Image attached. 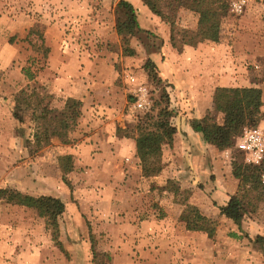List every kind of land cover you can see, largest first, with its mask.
I'll return each instance as SVG.
<instances>
[{
  "label": "rangeland",
  "instance_id": "1",
  "mask_svg": "<svg viewBox=\"0 0 264 264\" xmlns=\"http://www.w3.org/2000/svg\"><path fill=\"white\" fill-rule=\"evenodd\" d=\"M127 1L136 11L139 30L127 36L125 42L116 30L117 21L122 20L117 10L119 0H0V101L11 100L16 124L9 129V137L2 138L6 133L0 130V189L33 197L56 195L66 206L65 216L58 219V246L52 229L34 209L0 199V264H223L221 260L225 264H264V184L259 181L264 172L258 179L262 190L258 192L255 208H247L240 228L230 219L221 224L219 219L224 216L219 214L217 218L210 217L217 223L213 239L198 232L196 238L181 239L173 256L158 251H153V256L140 255L141 252L132 255L128 251L127 227L125 223L122 225L126 213L132 209L130 203L139 205L136 210L143 218L162 219L166 214L156 198L165 197L160 192L166 184L161 188L156 181L140 183L135 178L130 185L104 159L93 164L100 170L97 177L94 172L82 175V166L76 164L67 147L84 141L88 132L97 134L102 123L91 120L87 129L80 127L82 111L67 143L51 137L40 149L34 144V118L45 109L64 107L66 100L48 93L50 82L62 77L84 80L96 98L105 97L107 86L109 104L118 110V115L109 119L116 126L115 134L133 140L138 134L137 126L153 130L151 122L163 109L170 113L168 120L173 127L182 122L190 126L207 115L222 124L223 115L215 112L213 105L208 109V95L215 87L212 83H216L213 78L228 80L226 87L258 88L263 117L257 127L264 135L262 0H225L228 11L221 19L219 41L196 46L182 43V31L196 30L195 13L183 8L177 11L164 8L168 19H163L140 0ZM234 3L242 5L240 13L233 10ZM125 48L133 54L126 53ZM148 62L154 64L152 73L146 67ZM24 70L34 78L28 80ZM64 80H56L55 87L62 89ZM138 86L146 91V110L135 106ZM219 87L223 86L215 89ZM20 90L27 95L34 91V99H42V103L15 105L13 99ZM219 151L225 152L231 168L233 163H245L243 153L235 145ZM260 166L264 168V163ZM92 168L85 166L84 170ZM108 175L116 180L113 191L118 200L109 191L106 200L100 203L95 197L107 187ZM141 186L146 192L139 191L138 200L134 201L128 189ZM171 186L177 185L173 182ZM110 211L118 212L120 227L111 221L106 226L95 225L96 212L110 215ZM203 211L202 214L211 215L208 210ZM247 218L257 220V232L250 234L246 228L242 229V221ZM159 248L156 244L155 249Z\"/></svg>",
  "mask_w": 264,
  "mask_h": 264
},
{
  "label": "trees",
  "instance_id": "2",
  "mask_svg": "<svg viewBox=\"0 0 264 264\" xmlns=\"http://www.w3.org/2000/svg\"><path fill=\"white\" fill-rule=\"evenodd\" d=\"M154 15L168 19L162 9L167 8L177 11L183 8L195 13L198 16L197 26L194 32L182 31V43L188 46H196L203 42L217 43L220 36L221 19L227 14L228 3L225 0H140ZM264 4V0H262ZM117 10L122 15L116 23V30L123 40L133 35L135 30H139L136 11L127 0H119ZM264 22V17H263ZM264 30V26H263ZM128 54L133 52L127 48L124 50ZM149 73L154 70L153 62L146 64ZM25 77L32 80L34 75L24 70ZM154 75V74H153ZM20 90L14 97L15 104H41L42 99H34L35 92L26 94ZM261 91L253 87H219L215 89L213 95V110L223 115L222 124L212 121L210 115L202 119L194 120L190 128L195 133H200L203 140L218 150H224L234 145L245 128L257 127L262 119ZM82 103L78 100L67 98L61 110L45 109L39 116L34 118L36 122V132L33 135L34 144L37 149L47 145L51 137H58L64 143L68 142L69 132L76 126L81 116ZM170 113L167 110H160L157 119L152 120L153 130H148L147 126H137L138 134L135 137L136 156L140 160L141 174L144 178L155 177L162 170L161 155L162 146L171 144L175 128L169 123ZM151 121V120H150ZM71 168L68 167L67 172ZM262 166L248 165L242 162L232 164V175L238 181L236 193L230 198L228 203L219 207L220 215L232 220L240 228L241 220L247 208H255L258 200V192L262 186L258 179L263 174ZM63 182L67 184L65 177ZM171 181L166 182L163 189L173 192L176 203L183 206L179 216V221L184 224L187 231L202 232L209 239H213L216 233L217 223L213 219L203 215L200 210L188 203L189 193L179 192V188L172 187ZM250 184V187L247 185ZM178 197V198H177ZM0 199L6 203L19 202L34 209L39 218H42L46 226L52 229L53 240L60 246L57 240L59 235L58 219L65 213L66 206L60 197L56 195H44L33 197L22 194L18 191L0 189ZM91 250L94 242L90 235Z\"/></svg>",
  "mask_w": 264,
  "mask_h": 264
},
{
  "label": "crops",
  "instance_id": "3",
  "mask_svg": "<svg viewBox=\"0 0 264 264\" xmlns=\"http://www.w3.org/2000/svg\"><path fill=\"white\" fill-rule=\"evenodd\" d=\"M62 78H54L50 82L48 93L56 97L60 96L64 100L72 98L82 103L80 127L86 128L89 123L88 121L91 120L95 121L98 119V122L99 120L102 122L99 128L101 131H98L97 134L88 132L90 136L85 135L84 141L80 140L78 143L69 144V147H67L69 154L74 156L76 164L82 166V175L87 176L89 173L94 172L93 176L97 177L100 170L93 164L98 162V160L104 159L110 162L109 167L112 170H116L117 172L119 170L122 173V177L126 178L130 185L135 183L134 180L136 178L140 183L141 181L147 183L156 181L155 183L162 188L168 180H171L177 185L180 193L184 191L189 193V204L196 206L201 213L204 212V209L211 213V215L206 214L205 216L213 219L217 218V215L220 214L218 208L228 203L230 198L236 193L238 185V182L232 175L231 164L229 159L225 157V152L219 151L215 147L205 143L202 135L192 131L188 123L182 122L176 124L174 126L176 132L171 144H166L162 147L161 172L153 178L145 179L141 175L140 160L136 156L135 141L133 139L118 137L115 134V124L109 120L118 115V110L109 104V88L107 86L104 88L106 90L104 98H96L94 90H92L90 85L84 83L85 81L80 80L79 77L77 79H66L67 81ZM56 80L65 81L62 89L55 87ZM213 81H216V83H212L215 87H226L229 85L228 80L213 78ZM215 87L210 95H208L209 110L212 109V96ZM13 103L15 104L14 101ZM12 107L10 99L5 100L2 98V101H0V130H4L6 133V135L1 136L2 138L9 137V129L16 127L12 119ZM94 113L100 117L94 116ZM84 122L85 124H83ZM81 161L83 164H80ZM85 166L93 167V171L84 170ZM109 175L111 174L109 173ZM109 175L106 176L110 179L107 187L104 190H100L99 194H96L97 196L95 197V199H99L100 203L106 200V193H109V191L114 194V199L118 200V197L115 195L117 193L113 191V184H115L116 180L114 181ZM110 181L112 182L110 183ZM128 190H130L128 192L132 194L134 201L137 199V195L140 194L139 191L146 192L144 186L133 190L129 188ZM86 193L88 194V192ZM160 193L162 196H165L162 197L163 199L156 198V201H159V206L163 208L166 214L162 219H156L153 216L143 218L142 214H138L139 210H136L139 205L135 202L130 203L132 209L126 213L122 225L123 223L126 224L128 251L132 252V255L141 252L140 255H145L146 253L148 256H153L152 252L158 251L159 253L163 254L166 252V254L173 256L179 250L181 239L196 238L199 235L198 232L187 231L184 224L179 221L183 206L176 203L174 195L165 189H162ZM87 200L88 198H85V202ZM96 203L94 204L98 208ZM117 208L118 206H116V211ZM117 213L111 212L108 215L106 212H96L95 216H93V219H95L94 223L95 225L100 224L102 227L108 225V222L111 221L112 224H117L116 227H120L118 222L121 218ZM74 217L76 218L77 216ZM227 220L225 217L219 219L221 224L227 222ZM257 227L256 219L247 218L242 221V229L246 228L250 234L257 232ZM219 232L220 229L217 233ZM156 244L160 247L159 249H155ZM189 248L193 247L190 246ZM220 262L225 264L224 260Z\"/></svg>",
  "mask_w": 264,
  "mask_h": 264
},
{
  "label": "built area",
  "instance_id": "4",
  "mask_svg": "<svg viewBox=\"0 0 264 264\" xmlns=\"http://www.w3.org/2000/svg\"><path fill=\"white\" fill-rule=\"evenodd\" d=\"M232 7L235 12H241L242 5L240 3H234ZM137 92L135 106L140 110H146V91L138 86ZM234 145L243 153L246 164L260 166L264 163V135L259 127L245 128L242 134L236 138ZM263 178L264 175L259 180L262 184H264Z\"/></svg>",
  "mask_w": 264,
  "mask_h": 264
}]
</instances>
